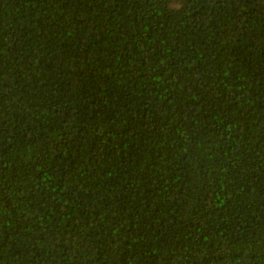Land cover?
<instances>
[{"label": "trees", "instance_id": "1", "mask_svg": "<svg viewBox=\"0 0 264 264\" xmlns=\"http://www.w3.org/2000/svg\"><path fill=\"white\" fill-rule=\"evenodd\" d=\"M0 264H264V0H0Z\"/></svg>", "mask_w": 264, "mask_h": 264}]
</instances>
